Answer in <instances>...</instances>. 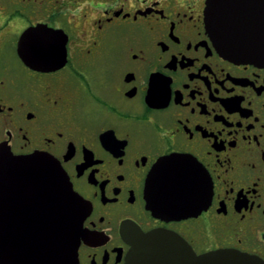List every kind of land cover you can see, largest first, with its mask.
I'll return each instance as SVG.
<instances>
[{
  "label": "flooded vegetation",
  "instance_id": "1",
  "mask_svg": "<svg viewBox=\"0 0 264 264\" xmlns=\"http://www.w3.org/2000/svg\"><path fill=\"white\" fill-rule=\"evenodd\" d=\"M206 2L0 0V145L62 165L85 203L77 264H129L136 228L196 254L264 259V67L220 53ZM44 26L66 38L51 70L17 51L29 29V45L43 41ZM174 153L193 159L211 188L196 214L149 209L147 177ZM33 205L4 202L11 235L33 230Z\"/></svg>",
  "mask_w": 264,
  "mask_h": 264
},
{
  "label": "water",
  "instance_id": "2",
  "mask_svg": "<svg viewBox=\"0 0 264 264\" xmlns=\"http://www.w3.org/2000/svg\"><path fill=\"white\" fill-rule=\"evenodd\" d=\"M205 14L223 56L264 67V0H207ZM44 27L43 41L29 45V29L17 51L26 65L51 70L64 62L66 38L61 30ZM184 155L159 158L147 177L148 206L156 215L196 214L210 200L201 168ZM6 201L32 202L38 217L30 221L31 232L17 237L0 214V264H77L85 203L56 158L42 151L15 155L1 144L0 211ZM129 243V264H264L259 256L234 249L196 254L159 230H130Z\"/></svg>",
  "mask_w": 264,
  "mask_h": 264
}]
</instances>
